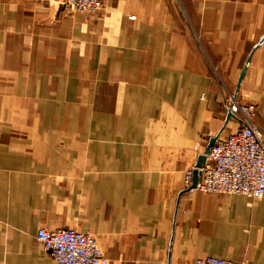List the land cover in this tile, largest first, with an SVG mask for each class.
Segmentation results:
<instances>
[{
  "label": "crops",
  "instance_id": "0c3cea01",
  "mask_svg": "<svg viewBox=\"0 0 264 264\" xmlns=\"http://www.w3.org/2000/svg\"><path fill=\"white\" fill-rule=\"evenodd\" d=\"M228 90L264 128V0H0V264H57L41 228L110 264H264V198L186 186L242 125Z\"/></svg>",
  "mask_w": 264,
  "mask_h": 264
},
{
  "label": "built area",
  "instance_id": "2783aa9c",
  "mask_svg": "<svg viewBox=\"0 0 264 264\" xmlns=\"http://www.w3.org/2000/svg\"><path fill=\"white\" fill-rule=\"evenodd\" d=\"M55 2L77 13L96 12L103 0H36ZM232 95L226 109L238 116L240 129L218 138L202 167L198 189L205 193H232L255 199L264 198V128L257 123V105L243 103ZM204 137L208 138L207 134ZM203 137V138H204ZM194 169L189 170L186 186L193 183ZM37 239L50 251L57 264H110L96 237L74 228H41ZM194 264H246L215 256L196 259Z\"/></svg>",
  "mask_w": 264,
  "mask_h": 264
},
{
  "label": "water",
  "instance_id": "95a60500",
  "mask_svg": "<svg viewBox=\"0 0 264 264\" xmlns=\"http://www.w3.org/2000/svg\"><path fill=\"white\" fill-rule=\"evenodd\" d=\"M246 72V68L242 71L241 75H240V79L239 82L242 81L244 75ZM234 116V114L232 112H229V117ZM218 137L214 136L210 139L209 144L205 150V152L199 157L196 167L194 169V176H193V186L196 187L198 185L200 176H201V169L202 167L205 165L206 160H207V155L210 153L212 146L216 143Z\"/></svg>",
  "mask_w": 264,
  "mask_h": 264
},
{
  "label": "rangeland",
  "instance_id": "374dc122",
  "mask_svg": "<svg viewBox=\"0 0 264 264\" xmlns=\"http://www.w3.org/2000/svg\"><path fill=\"white\" fill-rule=\"evenodd\" d=\"M232 95H235L232 91L228 90L227 93H226V96H225V107H226V104L229 103L231 101V97ZM237 96V95H236ZM238 97V96H237ZM239 101L243 102V103H247V101H243L241 100L239 97L237 98ZM202 138L204 137V134L201 135ZM207 138V137H206ZM205 137L203 139H206ZM189 172V171H188ZM187 172V174H188ZM187 178V176H186Z\"/></svg>",
  "mask_w": 264,
  "mask_h": 264
}]
</instances>
